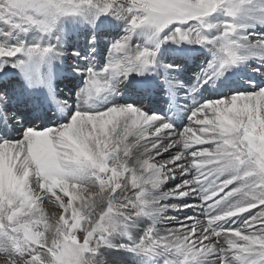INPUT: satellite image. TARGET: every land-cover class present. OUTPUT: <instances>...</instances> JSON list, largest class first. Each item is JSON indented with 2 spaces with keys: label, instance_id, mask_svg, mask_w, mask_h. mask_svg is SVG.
Returning <instances> with one entry per match:
<instances>
[{
  "label": "snow or ice",
  "instance_id": "obj_1",
  "mask_svg": "<svg viewBox=\"0 0 264 264\" xmlns=\"http://www.w3.org/2000/svg\"><path fill=\"white\" fill-rule=\"evenodd\" d=\"M261 29L264 0H0L3 264H264ZM181 44L195 102L132 99Z\"/></svg>",
  "mask_w": 264,
  "mask_h": 264
},
{
  "label": "bare ground",
  "instance_id": "obj_2",
  "mask_svg": "<svg viewBox=\"0 0 264 264\" xmlns=\"http://www.w3.org/2000/svg\"><path fill=\"white\" fill-rule=\"evenodd\" d=\"M262 30V29H261ZM146 37L144 36V35H140L139 37H136L135 39H134V41H136V42H139V43H144L145 41H146ZM135 42V43H136ZM192 46H194V47H196L195 45H192ZM104 51H105V53H106V47H105V49H104ZM211 57H210V55L208 54V52H206V51H197L196 53H195V59L197 60V61H200V62H206L207 63V60L208 59H210ZM100 63H102V60H100L99 61ZM167 79L165 78L164 80H163V82H164V84H167ZM167 87H169L170 88V90H171V92L172 91H174V93H175V95L173 94V100H178V99H184V100H188L187 98V96L186 95H181V96H177V94H176V91H175V86L174 85H172V84H168L167 85ZM173 93V92H172ZM145 97H149V95H146V96H143L142 98H140V97H133L132 99H136V100H138V102H139V99H146ZM193 101V103H194V100H192ZM140 103V102H139ZM173 106H176V104L175 103H172L171 105H170V108L171 107H173ZM147 108L148 109H150V110H158V108H156V107H154V106H152V101L149 103V105L147 106ZM143 151V149H141V152ZM164 159H167V157H164ZM167 190V189H166ZM185 200H188V199H190V197H185L184 198ZM65 202H66V198H65ZM43 208H44V211H45V214L47 215V216H49V217H52L53 218V216L54 217H58V215H59V211H60V209H59V205L58 204H53V203H49L47 200H45L44 202H43ZM193 212V210H191V209H185V211L184 212H182V213H179V214H177V213H175V212H172V211H168L167 213H166V219L167 218H174L177 222H182L183 221V218H184V216L185 215H187V216H191L192 213ZM147 223H150L146 218H144V219H142L140 222H139V227L141 228V230H142V228L143 227H146L147 225ZM177 226V224L176 223H174V224H165L164 223V221H161V223L158 225V227L160 228V230H161V232H163L166 228H170V227H176ZM122 264H131V257H129L128 259H126V260H124V261H122Z\"/></svg>",
  "mask_w": 264,
  "mask_h": 264
},
{
  "label": "rangeland",
  "instance_id": "obj_3",
  "mask_svg": "<svg viewBox=\"0 0 264 264\" xmlns=\"http://www.w3.org/2000/svg\"><path fill=\"white\" fill-rule=\"evenodd\" d=\"M136 41H134V43H135ZM136 44H140L139 42H136ZM197 47V46H196ZM53 218H55L54 216H53ZM3 261H4V258L2 257V256H0V264H3Z\"/></svg>",
  "mask_w": 264,
  "mask_h": 264
}]
</instances>
